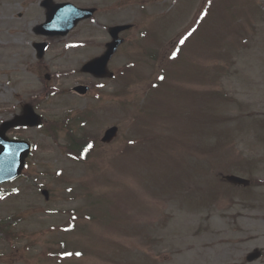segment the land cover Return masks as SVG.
<instances>
[{"label":"rangeland","instance_id":"374dc122","mask_svg":"<svg viewBox=\"0 0 264 264\" xmlns=\"http://www.w3.org/2000/svg\"><path fill=\"white\" fill-rule=\"evenodd\" d=\"M42 2L0 0V46L13 61L0 55V126L25 105L48 123L85 114L95 149L81 164L64 136L8 132L33 152L25 176L2 188L0 223L22 239L0 233V264H264V0H55L98 13L53 39L34 33ZM118 24L134 29L111 61L115 78L83 75ZM47 41L40 61L34 44ZM78 84L94 90L80 97ZM113 126L119 137L103 145ZM228 174L256 181L232 187ZM62 240L82 256L47 257Z\"/></svg>","mask_w":264,"mask_h":264},{"label":"water","instance_id":"95a60500","mask_svg":"<svg viewBox=\"0 0 264 264\" xmlns=\"http://www.w3.org/2000/svg\"><path fill=\"white\" fill-rule=\"evenodd\" d=\"M53 0H46L44 5L50 10L46 24L38 27L36 33L48 36H65L71 31L81 20L92 17L94 11L78 10L72 5L64 4L52 6ZM131 26H119L110 29V33L114 41L108 45V51L100 58L91 61L84 66L82 71L90 73L96 78H112L114 75L108 70V63L122 40L119 39L121 32L127 31ZM47 44L35 45L38 51L39 58H43ZM81 95H86L89 92L88 87H77L75 89ZM41 123L33 109L26 107L25 115L13 122L6 123L0 129V185L6 181H10L20 175L27 156L31 152V147L24 142L9 141L5 135L8 130L17 126H38ZM118 133L117 128L108 130L105 134L103 142L110 143L116 138ZM228 182L234 185L249 186L250 182L236 178L233 176L225 178Z\"/></svg>","mask_w":264,"mask_h":264},{"label":"trees","instance_id":"16d2710c","mask_svg":"<svg viewBox=\"0 0 264 264\" xmlns=\"http://www.w3.org/2000/svg\"><path fill=\"white\" fill-rule=\"evenodd\" d=\"M47 130L54 135L56 130L65 131L69 136L70 148L68 153L73 156L79 158V156L83 153V156L88 153L87 147L85 146V142L79 139H76L73 134L71 127L66 125L63 126L61 124H53L52 126L48 127Z\"/></svg>","mask_w":264,"mask_h":264},{"label":"bare ground","instance_id":"6f19581e","mask_svg":"<svg viewBox=\"0 0 264 264\" xmlns=\"http://www.w3.org/2000/svg\"><path fill=\"white\" fill-rule=\"evenodd\" d=\"M0 55L3 57L4 63H7L8 65L12 64L13 61L10 59V51L5 45L0 46Z\"/></svg>","mask_w":264,"mask_h":264},{"label":"snow or ice","instance_id":"6c2138e0","mask_svg":"<svg viewBox=\"0 0 264 264\" xmlns=\"http://www.w3.org/2000/svg\"><path fill=\"white\" fill-rule=\"evenodd\" d=\"M181 43H183V41H181Z\"/></svg>","mask_w":264,"mask_h":264}]
</instances>
